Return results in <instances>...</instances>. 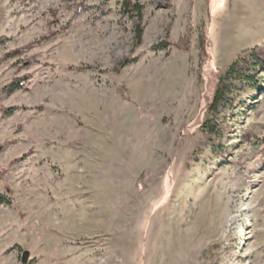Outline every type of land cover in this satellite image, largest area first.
<instances>
[{"label":"rangeland","instance_id":"rangeland-1","mask_svg":"<svg viewBox=\"0 0 264 264\" xmlns=\"http://www.w3.org/2000/svg\"><path fill=\"white\" fill-rule=\"evenodd\" d=\"M135 1L0 0V264H264V0Z\"/></svg>","mask_w":264,"mask_h":264},{"label":"trees","instance_id":"trees-1","mask_svg":"<svg viewBox=\"0 0 264 264\" xmlns=\"http://www.w3.org/2000/svg\"><path fill=\"white\" fill-rule=\"evenodd\" d=\"M123 8L127 12L137 11L138 17L139 18L142 17L143 4L140 3L139 1H135L134 3H132L131 0H123ZM141 37H142V27L138 24L137 25V35H136L137 43L141 42ZM5 40H6L5 36H0V45L4 43ZM160 46H166V44L163 43ZM200 46L202 49H205L207 47V45L204 42V38L201 40ZM233 70H235L234 66H232L231 70L227 73L226 77L223 75V76H220V78L218 79V84L216 85L213 96H212V102H211L212 104L208 107V109L217 108L218 105L226 99L227 91L230 88V86L227 84L228 81L226 79L228 78L227 76L231 75ZM20 85L21 84L19 83V81L16 80V81H13L9 85V87L13 89V88L20 87ZM8 201L9 199L6 196H4L3 194L0 195V203L8 202Z\"/></svg>","mask_w":264,"mask_h":264},{"label":"water","instance_id":"water-1","mask_svg":"<svg viewBox=\"0 0 264 264\" xmlns=\"http://www.w3.org/2000/svg\"><path fill=\"white\" fill-rule=\"evenodd\" d=\"M30 252L28 250H25L22 254V260L28 261Z\"/></svg>","mask_w":264,"mask_h":264}]
</instances>
